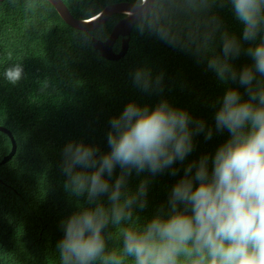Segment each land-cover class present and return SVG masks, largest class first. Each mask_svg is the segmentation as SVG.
<instances>
[{"label": "clouds", "instance_id": "clouds-1", "mask_svg": "<svg viewBox=\"0 0 264 264\" xmlns=\"http://www.w3.org/2000/svg\"><path fill=\"white\" fill-rule=\"evenodd\" d=\"M31 10L34 0H12ZM127 13L140 35L154 36L173 48L206 62L229 88L215 115V130L230 139L211 158L205 155L184 170L166 205L146 223L137 212L148 206L149 179L135 191L129 178L147 171L153 177L183 162L194 150V137L213 129L166 99L154 109L129 103L110 120V151L70 141L62 150L64 190L85 198L87 206L61 221L64 237L57 244L58 264H264V0H130ZM230 8L243 25L242 36L229 32L219 10ZM97 19L95 15L91 20ZM93 33L78 34L81 45ZM97 38H102L95 33ZM245 44L248 46L245 47ZM219 49V50H217ZM242 54L253 63L237 68ZM10 85L24 78L22 63L0 72ZM134 86L148 94L162 93L164 74L150 67L131 73ZM117 167L119 176L112 182ZM107 196V206L103 197ZM113 226L115 232L105 234ZM122 247L108 250V241Z\"/></svg>", "mask_w": 264, "mask_h": 264}, {"label": "trees", "instance_id": "trees-1", "mask_svg": "<svg viewBox=\"0 0 264 264\" xmlns=\"http://www.w3.org/2000/svg\"><path fill=\"white\" fill-rule=\"evenodd\" d=\"M24 0H21L23 3ZM37 7L26 10L12 0L0 3V72L21 62L25 78L12 86L0 76V127L11 131L17 143L14 157L0 165V262L1 264H58L57 244L64 237L61 221L87 206L85 198L70 197L64 190L61 171L62 150L70 141L98 146L101 153L110 148L107 135L110 120L129 103L154 109L166 99L186 110L196 120L213 129L194 137V150L171 169L152 176L147 171L129 178L135 191L149 179L148 206L137 210L142 223L151 220L166 205L173 186L183 178L185 168L207 155L211 158L230 139L227 130H215V115L229 88H236L247 100L238 82L224 84L206 69V62L173 48L154 36L140 35L133 27L127 54L118 61L103 58L90 44L81 45L80 30L69 26L47 0H34ZM77 19H88L106 6L130 0H63ZM224 27L242 36L243 25L230 8L219 10ZM116 14L93 33L106 40L117 21ZM120 41L114 51L120 50ZM248 45L245 44V47ZM219 50V49H217ZM252 59L242 54L234 61L243 68ZM150 67L153 75L164 74L163 92L148 94L136 88L131 73ZM10 137L0 132V162L10 153ZM117 167L112 182L119 176ZM103 202L107 206V196ZM115 232L113 226L105 234ZM122 247V241L109 240L108 250Z\"/></svg>", "mask_w": 264, "mask_h": 264}, {"label": "water", "instance_id": "water-1", "mask_svg": "<svg viewBox=\"0 0 264 264\" xmlns=\"http://www.w3.org/2000/svg\"><path fill=\"white\" fill-rule=\"evenodd\" d=\"M4 0H0V3ZM50 2L53 7L56 9L60 17L71 27L80 31H89L94 32L107 21H109L114 15L121 14L125 17L119 20L113 27V30L110 36L106 40H99L95 37L92 38V44L94 49L100 53V55L110 61H118L125 57L128 52L130 44V36L134 27V24L131 23L127 13L131 10V3L129 2H120L112 5L106 6L102 11H100L95 16L97 19L93 22L85 23V19L75 18L68 7L65 5L63 0H47ZM91 20V18H88ZM123 37L121 49L119 52L114 51V45L117 40ZM0 132L7 134L12 142V149L8 155H6L0 165L7 163L11 160L17 151V143L13 137L11 131L4 127H0ZM1 264V262H0Z\"/></svg>", "mask_w": 264, "mask_h": 264}, {"label": "flooded vegetation", "instance_id": "flooded-vegetation-1", "mask_svg": "<svg viewBox=\"0 0 264 264\" xmlns=\"http://www.w3.org/2000/svg\"><path fill=\"white\" fill-rule=\"evenodd\" d=\"M120 15H121V14H120ZM124 17H125V16L123 15V17L120 18L119 20L123 19ZM119 20H118V21H119ZM118 21H117V22H118ZM118 40L120 41V44H122L123 37H120ZM118 40H117V41H118ZM115 44H116V43H115ZM120 49H121V46H120ZM119 51H120V50H119ZM119 51H118V52H119ZM115 52H116V51H115Z\"/></svg>", "mask_w": 264, "mask_h": 264}]
</instances>
